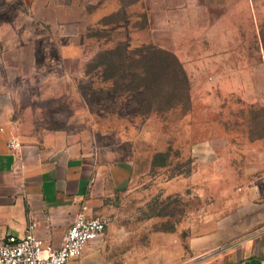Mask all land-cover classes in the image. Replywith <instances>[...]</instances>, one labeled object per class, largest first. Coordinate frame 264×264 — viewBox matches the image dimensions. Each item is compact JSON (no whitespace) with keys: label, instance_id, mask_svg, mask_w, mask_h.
<instances>
[{"label":"rangeland","instance_id":"374dc122","mask_svg":"<svg viewBox=\"0 0 264 264\" xmlns=\"http://www.w3.org/2000/svg\"><path fill=\"white\" fill-rule=\"evenodd\" d=\"M0 61L25 130L130 169L106 264H219L264 230V0H0Z\"/></svg>","mask_w":264,"mask_h":264},{"label":"crops","instance_id":"0c3cea01","mask_svg":"<svg viewBox=\"0 0 264 264\" xmlns=\"http://www.w3.org/2000/svg\"><path fill=\"white\" fill-rule=\"evenodd\" d=\"M6 83L7 66L0 61V245L9 236L24 235L35 222L36 233L58 247L83 204L91 216L107 210L109 197L126 187L130 169L103 159L91 144L69 139L64 131L25 130L12 116ZM11 135L22 142L20 148L9 145ZM103 235L71 263L106 264ZM217 257L219 264H264V230L221 248Z\"/></svg>","mask_w":264,"mask_h":264},{"label":"built area","instance_id":"2783aa9c","mask_svg":"<svg viewBox=\"0 0 264 264\" xmlns=\"http://www.w3.org/2000/svg\"><path fill=\"white\" fill-rule=\"evenodd\" d=\"M9 145L20 148L22 142L11 135ZM36 225L31 222L24 235L9 236L0 245V264H72V259L83 254L89 242L105 233L108 220L104 216L89 215V205L83 204L58 247L46 243L36 233Z\"/></svg>","mask_w":264,"mask_h":264},{"label":"trees","instance_id":"16d2710c","mask_svg":"<svg viewBox=\"0 0 264 264\" xmlns=\"http://www.w3.org/2000/svg\"><path fill=\"white\" fill-rule=\"evenodd\" d=\"M119 49H121V50H119L118 52H120L121 54H124V53H126V49H127V46H126V44L124 43V45L122 46V47H120ZM150 49L151 50H153V53H151L152 55H155V57L154 58H152V55H151V58L152 59H155V61H157V62H159L160 64L157 66V67H159V70H162L163 68H164V66H163V62H162V60L161 59H159V57L156 55V53L155 52H158V53H162V54H170V55H172L173 56V58L175 59V61H176V65H178V67H179V69L181 70V71H183V67H182V64H181V62L179 61V59L175 56V55H173V54H171V52L170 51H168V50H166V49H162V48H159L157 45H155V44H151L150 45ZM158 64V63H157ZM122 66H124V64L122 63L121 65H114V64H111V65H108L107 66V68H105V72H108L110 69H117V68H121ZM156 65H153V67H155ZM154 73L148 78V82H150V83H152V80L153 81H155V79H154ZM150 94H151V92H150ZM149 94V95H150ZM147 97H146V94L143 96V99H142V101L143 100H145Z\"/></svg>","mask_w":264,"mask_h":264}]
</instances>
